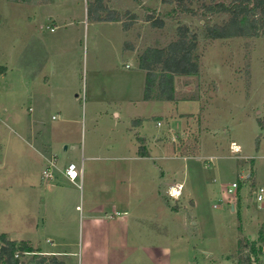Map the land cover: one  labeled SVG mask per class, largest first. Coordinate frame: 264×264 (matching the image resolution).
Here are the masks:
<instances>
[{
	"label": "rangeland",
	"instance_id": "374dc122",
	"mask_svg": "<svg viewBox=\"0 0 264 264\" xmlns=\"http://www.w3.org/2000/svg\"><path fill=\"white\" fill-rule=\"evenodd\" d=\"M93 1L0 0V232L19 231L16 237L41 245L36 252L18 250L20 264H37L41 256L64 264H264V201L256 199L264 187V36L209 37L207 27L231 15L208 13L205 6L233 0H103L107 10L98 14ZM96 15L108 20L98 22ZM135 23L136 33L125 38L123 30ZM185 31L196 40L199 74L175 77V101L201 96L216 106L209 118L198 114L194 127L185 120L180 130L168 125V116L152 119L160 127L154 133L158 147L169 156L161 165L172 182L165 197L172 213L159 209L160 224L143 218V231L126 222L125 185L112 193L116 174L127 179L129 170L124 165L111 175L110 166L87 161L82 146L110 143L117 105L143 98L144 80L132 75L126 52L137 35L140 62L146 49H167ZM146 110L144 103L138 106L139 113ZM31 128L52 139L53 162L60 167L85 163L91 198L86 184L81 189L65 177L71 196L47 190L45 162L28 142ZM99 156L101 163L118 161L109 153ZM92 163L97 171L90 170ZM233 182L239 187L230 193ZM175 184L183 186L176 200L169 196ZM107 191L120 212L111 210L109 218L96 209ZM149 211L136 213L147 217ZM55 219L64 221L68 234L42 228ZM57 244L76 256L42 253Z\"/></svg>",
	"mask_w": 264,
	"mask_h": 264
},
{
	"label": "crops",
	"instance_id": "0c3cea01",
	"mask_svg": "<svg viewBox=\"0 0 264 264\" xmlns=\"http://www.w3.org/2000/svg\"><path fill=\"white\" fill-rule=\"evenodd\" d=\"M98 22H106V21H98ZM112 23V21H107ZM138 24H133L131 27H129L128 30L124 31L122 26V30L124 32L125 38H130L133 33H136L134 30L136 29V26ZM52 31V30H51ZM53 32V31H52ZM140 38L138 39L137 35V40L133 41V44L130 45L129 49H127V55H130V60H132L131 65H133L132 68H134L132 72V75L135 76L136 74L141 77V80H144V83H146V70L142 69L140 67V62L137 57L138 53V46L135 45L136 42H139ZM130 62V61H129ZM127 67H130V65H127ZM143 77V78H142ZM203 96V94H201ZM157 93L155 94V98L151 100H145L144 99V93H143V98L135 100L133 102H125L123 105H117V110L115 111V123L113 125V138H111L110 143L107 145H103L102 143H96L95 148L93 149L91 146L86 148V145L83 144L82 146V154L84 156L86 153H88V160L87 161H100V164L103 166L106 165L110 166L111 170L113 171L109 173L113 176L115 175L114 172L116 170H121L122 166L125 165V167L129 170L130 176H128L127 179H119L117 176L119 173L116 174V177L113 182V194L117 190L118 192L122 188V185H125V190L126 193H128L125 196L126 203L125 208H126V213H125V218L128 226H133L136 225L138 228H143V231L145 230L146 227H144V220L143 218H147L148 222L151 223H161V214L159 209L164 207L167 211L168 209L166 208L167 201L165 199L166 193L171 185L170 181V175L167 173L166 169L161 165V159H164L167 157L169 159L168 153H163L162 147H158V142L155 140V129L157 126L160 128L157 124L156 125L154 122H152V119L160 118V117H165L168 116L169 118H166V121L168 122V125L173 123L172 128L176 130L174 127L175 125L180 126V129H182L183 124L185 123V120H190V122H196L199 121V117L197 116L198 114H201V119L207 116L209 118V115H212V110L216 106V102H213V105L210 104L212 102H201L203 97L198 96L196 99H186L185 100H180L179 102H176L175 100L169 101V100H162L156 97ZM144 103L145 106L147 107V110L142 113L138 112V106ZM213 106V108H211ZM129 107L130 111L125 108ZM211 111V112H210ZM204 116V117H203ZM55 116H53L54 118ZM197 119L195 120V118ZM202 119V120H203ZM135 120H142V123L134 124L133 121ZM188 122V121H187ZM183 123V124H182ZM123 125V126H120ZM167 125V127H168ZM192 127L193 123H192ZM30 138L28 142L33 146H37V150L41 156V159L45 162L44 163V168L43 171L48 167V166H54V169H52L54 173V178L53 179H46L43 176L42 172V179L48 181L46 182V188L49 192H52L56 197L61 196L62 194H67L70 196L72 193H74L73 188H66L64 180L68 179L65 175V170L68 167L70 163H73L74 161H70L67 166L64 168L60 167V164L58 162L54 163L53 162V142L52 139H44L42 138L43 135L38 136L37 130L35 129H30ZM156 130V131H157ZM172 130V129H171ZM170 130V135L173 133ZM173 131V130H172ZM205 133V132H204ZM154 136V137H153ZM41 141V142H38ZM37 142V143H36ZM238 144H240L237 141ZM236 143V144H237ZM237 144V145H238ZM40 145V146H38ZM242 147V145H241ZM36 148V147H35ZM140 148L143 149L144 153L146 155H141L139 150ZM93 149V150H92ZM243 150V148H242ZM103 153H109L110 155L112 154V159L116 158L118 159L117 162L115 163H109L107 164L106 162H102L104 159L100 160L99 155ZM127 153H130L131 155H128ZM113 155H118V156H113ZM128 159L130 162L122 163L119 162L120 160ZM85 161V160H84ZM114 162V161H113ZM83 179L81 183L74 185H77L79 188H84L85 184L88 187L87 196L90 195L89 198H91L92 195V179L90 178V173L89 177H86V171L84 172V166L85 163L83 162ZM95 163H92L89 167L90 170L94 168L95 171H97ZM80 166V165H78ZM91 172V171H90ZM116 173V172H115ZM65 177L66 179H63ZM37 182V181H36ZM35 182V183H36ZM34 187L37 186V184L33 185ZM109 195V196H108ZM105 202L103 204H100L96 209L99 210L100 212H104L105 215H108V218L111 216L110 211L112 210L115 211L116 214H119L120 212L118 211L117 207L119 206L118 202L114 199V195H110V191H107V194L105 195ZM148 199L149 202L148 204L145 202V200ZM45 202V200H44ZM147 207H150L149 215L145 217L144 215L138 216L136 213L140 211H145L147 210ZM79 206H77V209ZM158 211V212H157ZM166 215H171L172 212L168 211L165 212ZM102 214V213H100ZM142 219H141V218ZM104 220L107 219V216H103ZM112 218V217H111ZM137 219V220H135ZM131 220V221H130ZM54 221V222H53ZM51 223H42V228L44 230H54L53 232L56 234H68V226H65L64 221H59V220H53ZM68 224V223H67ZM54 227V228H53ZM38 228V227H37ZM129 228V227H128ZM0 233L7 234L8 237L11 240H15L18 242L21 241H28L34 248H41V245H39L35 240H33L30 237H16L17 235L14 234H22L19 231H15L14 234L12 232H7V231H1ZM141 240V239H140ZM47 242L53 243V240L47 239ZM133 246H136L139 248L142 246L140 242L133 241L132 242ZM59 247L55 249H43L42 253L44 255L50 256H60L64 255L65 253L63 252L64 250L69 251L70 253L68 255H73L76 256V252H73L68 249L60 248L62 245H55L54 247ZM144 246V245H143ZM143 248V247H142ZM159 250V248H158ZM160 252V251H159ZM27 253V252H25Z\"/></svg>",
	"mask_w": 264,
	"mask_h": 264
},
{
	"label": "trees",
	"instance_id": "16d2710c",
	"mask_svg": "<svg viewBox=\"0 0 264 264\" xmlns=\"http://www.w3.org/2000/svg\"><path fill=\"white\" fill-rule=\"evenodd\" d=\"M92 3L97 5L96 14L100 10L102 12L107 10L103 5V0H94ZM205 9L211 14L223 12L231 15L224 24L207 27L208 35L212 39L264 36V0H233L229 4L218 2L205 6ZM94 19L108 20L100 15H96ZM193 37L197 36L193 35ZM195 48L196 40H189L185 31L176 41L170 43L167 49L156 47L146 49L140 60V67L146 70L145 100L155 98L154 91L156 89L158 90L157 98L175 100V77L199 74V66L194 55ZM157 68L161 70L160 73L156 71ZM132 123L133 125L141 124L142 120H135ZM257 149L259 150V139L257 140ZM139 152L141 155H146L142 148ZM0 240L3 243V246L0 247V261L6 264H20V258L16 257L18 250L24 253L36 252L28 241L11 240L7 234H2ZM247 261H251L250 256L247 257ZM36 263L64 264L56 257L49 259L46 256L39 257Z\"/></svg>",
	"mask_w": 264,
	"mask_h": 264
},
{
	"label": "built area",
	"instance_id": "2783aa9c",
	"mask_svg": "<svg viewBox=\"0 0 264 264\" xmlns=\"http://www.w3.org/2000/svg\"><path fill=\"white\" fill-rule=\"evenodd\" d=\"M51 30L53 31L54 28L51 27ZM232 148L235 152H239L240 146H238L236 143H233ZM65 175L72 182L77 183L78 180L82 181V179H83V165L78 166L76 163H70L65 170ZM43 176L46 179H53L54 178V173L52 171L51 166H48L43 171ZM238 187H239L238 182H233L232 185L228 188V191L230 193H234V192H236ZM182 188H183V186H181L180 184L173 185L171 187V189L169 190V196L171 198H173L174 200L178 199L182 193ZM256 199L258 202H261V203L264 201V187L263 186H261L256 191ZM20 254L21 253L19 251H17L16 257L20 258L21 257Z\"/></svg>",
	"mask_w": 264,
	"mask_h": 264
},
{
	"label": "bare ground",
	"instance_id": "6f19581e",
	"mask_svg": "<svg viewBox=\"0 0 264 264\" xmlns=\"http://www.w3.org/2000/svg\"><path fill=\"white\" fill-rule=\"evenodd\" d=\"M239 151H240V149H239Z\"/></svg>",
	"mask_w": 264,
	"mask_h": 264
}]
</instances>
